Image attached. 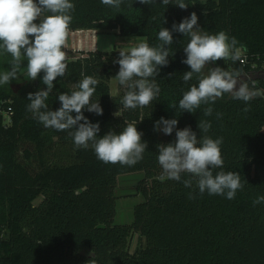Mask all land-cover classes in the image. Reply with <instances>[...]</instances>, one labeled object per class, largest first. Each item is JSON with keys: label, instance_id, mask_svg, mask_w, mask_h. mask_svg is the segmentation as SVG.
I'll return each instance as SVG.
<instances>
[{"label": "trees", "instance_id": "1", "mask_svg": "<svg viewBox=\"0 0 264 264\" xmlns=\"http://www.w3.org/2000/svg\"><path fill=\"white\" fill-rule=\"evenodd\" d=\"M71 2L75 9L70 30H117L123 36H144L150 46L161 43L162 27L171 30L195 12L202 30L235 37L250 62L264 65V0H184L187 9L166 7L162 0L149 5L123 0L119 9L101 0ZM189 40L173 32L174 42L167 46L169 63L154 78L161 91L146 107H123L126 86L118 95L111 93L109 80L119 71L114 63L121 51L117 48L85 55L82 50L83 56L67 59L65 76L54 81L46 101L51 110L61 106L58 95L70 94L83 76L97 79L91 100L99 101L103 114L85 109L84 115L100 124V136L137 124L148 147L133 166L106 164L91 146L78 149L67 131L45 128L34 119L27 110V94L46 86L43 73L35 81L27 78L26 61L17 79L0 85V108L13 110L8 126L0 112V264H88L92 259L96 264H264V203L253 204L264 195V73L248 75L250 64L243 66L239 60L232 66L218 61L211 66L238 71L260 95L245 103L224 94L210 105L209 117L203 115L209 105L181 113L178 102L183 93L198 85L195 75L187 83L182 79L191 70L182 63ZM10 61L9 54L0 53V73L10 69ZM217 112L222 118H216ZM161 117L178 119V129L191 127L198 136L199 120L211 122L209 132L201 135L223 138L224 160L213 173H239L244 185L234 199L200 194L194 183L185 187L186 174L180 182L160 178L157 145L175 140V130L170 136L154 130ZM34 162L38 170L30 168ZM130 172L144 173L138 184L144 199L135 205L132 223H115V189L119 176ZM135 233L139 241L132 251Z\"/></svg>", "mask_w": 264, "mask_h": 264}, {"label": "clouds", "instance_id": "2", "mask_svg": "<svg viewBox=\"0 0 264 264\" xmlns=\"http://www.w3.org/2000/svg\"><path fill=\"white\" fill-rule=\"evenodd\" d=\"M101 2L119 9L123 0ZM138 2L149 5L156 3V0ZM161 4L166 7L174 4L181 9L188 8L184 0H162ZM74 9L75 5L71 0H0V53L11 56L10 69L0 73V85L10 84L17 79L18 73L22 71V64L26 61L27 78L35 81L43 73L42 83L46 86V89L41 88L27 94L30 102L27 110L34 119L45 128L67 131L78 149L91 146L97 158L106 164L133 166L143 159V153L148 147L147 142L142 141L143 133L137 130V124H127L119 134L110 130L100 136V124L92 123L84 115L85 109L97 115L103 114L99 101L91 100L96 91L97 79L83 76L73 86L70 94L61 92L58 95L61 106L56 110H51L46 103L54 89V81L66 74L67 57L63 49ZM173 32L190 37L183 49L186 59L182 63L191 70L182 75L183 81L189 82L194 75L198 81V85H191L179 100L178 108L181 113H194L201 105H209L203 111V115L209 117L213 114L210 105L224 94H230L234 100L245 103L260 95L258 91L250 89L247 83L241 82L238 71L215 66L204 73L206 66L218 61L231 60L235 63L240 60L243 45L238 48L237 39L229 37L224 31L210 34L202 30L198 26V17L193 12L179 24L174 23L171 30L162 27L158 32V40L161 42L159 45L150 46L145 40L118 53V59L114 63L119 65V71L115 78L121 86L128 88L122 98L124 108L146 107L159 95L161 89L154 78L169 63L170 50L167 46L174 42ZM169 106L177 110L176 104ZM247 110L246 107L245 111ZM216 118H222V113L217 112ZM177 125L178 119L163 117L154 124V130L165 135L170 136L175 130L173 142L157 145V159L162 169L160 178L180 182L182 175L186 174L189 178L183 180L185 187L191 188L194 183L200 194L207 191L210 195H224L229 200L234 199L237 191L244 185L239 173H213V169L223 167L224 160L220 148L223 138L213 139L208 135H201L209 132L211 122L199 120V136L191 127L178 129ZM260 203H264V195L253 201V204ZM88 264L96 262L92 259Z\"/></svg>", "mask_w": 264, "mask_h": 264}, {"label": "rangeland", "instance_id": "3", "mask_svg": "<svg viewBox=\"0 0 264 264\" xmlns=\"http://www.w3.org/2000/svg\"><path fill=\"white\" fill-rule=\"evenodd\" d=\"M71 39H74V36L67 39V45H69ZM93 41L96 42V49L103 51H110L114 48L118 50H124L134 46L135 44L145 41L146 38L144 36H123L120 35L117 30H104L94 34ZM240 48V47H238ZM85 55L87 52L91 50L82 49ZM81 49L73 50L72 48L66 49V57L67 59H75L77 56L82 55ZM243 52L241 48L240 53ZM82 55V56H83ZM228 65L232 66L233 62L231 60L225 61ZM211 65L206 66L205 73L209 71ZM263 74V73H262ZM264 75V74H263ZM244 78H241V82H244ZM109 85L111 89V93L113 95H118L124 86L119 84V81L112 77L109 80ZM23 153L22 151L20 152ZM31 169L38 170L37 163L30 164ZM144 177L143 172H130L124 173L119 176L118 184L115 189V195L117 196V214L115 216V223L120 224H128L132 223L134 219V208L135 205L141 201H143V196L139 191V181ZM44 196L41 195L35 200V204H39L43 200ZM138 233H135L133 238L130 241V249L133 251L134 248L138 245L139 237Z\"/></svg>", "mask_w": 264, "mask_h": 264}, {"label": "crops", "instance_id": "4", "mask_svg": "<svg viewBox=\"0 0 264 264\" xmlns=\"http://www.w3.org/2000/svg\"><path fill=\"white\" fill-rule=\"evenodd\" d=\"M97 33L95 29H77V30H70L69 35L67 37L70 38L74 36V39H71L69 45H66L65 48H72L73 50L79 49H86V50H95L96 49V42L93 41L94 34ZM80 56V55H79Z\"/></svg>", "mask_w": 264, "mask_h": 264}, {"label": "built area", "instance_id": "5", "mask_svg": "<svg viewBox=\"0 0 264 264\" xmlns=\"http://www.w3.org/2000/svg\"><path fill=\"white\" fill-rule=\"evenodd\" d=\"M240 60L239 62L243 65V66H246L248 64H250V70H249V73L248 75H251V73H264V65H262L261 68L258 67V63L257 62H250L249 59H248V54L246 52H242L240 53ZM0 112L3 114V122L6 126L10 125L11 124V117H12V113H13V110L11 107H9L8 109H1L0 108Z\"/></svg>", "mask_w": 264, "mask_h": 264}, {"label": "water", "instance_id": "6", "mask_svg": "<svg viewBox=\"0 0 264 264\" xmlns=\"http://www.w3.org/2000/svg\"><path fill=\"white\" fill-rule=\"evenodd\" d=\"M244 1V0H243Z\"/></svg>", "mask_w": 264, "mask_h": 264}]
</instances>
